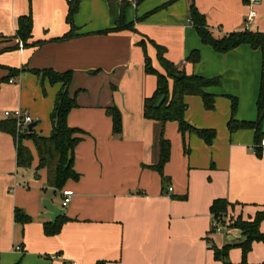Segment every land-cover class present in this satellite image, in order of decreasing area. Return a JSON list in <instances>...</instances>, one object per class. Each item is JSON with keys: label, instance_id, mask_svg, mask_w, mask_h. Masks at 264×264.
<instances>
[{"label": "crops", "instance_id": "crops-1", "mask_svg": "<svg viewBox=\"0 0 264 264\" xmlns=\"http://www.w3.org/2000/svg\"><path fill=\"white\" fill-rule=\"evenodd\" d=\"M128 1L125 20L133 30L104 32L114 26L121 0H80L76 35L56 41L69 30L67 0H32L31 45L23 47L14 34L17 18L29 11L28 2L0 0V120L10 119L5 110L22 108L36 123L32 130L40 124L38 134L48 136L51 123L46 118L60 84H50L32 69L71 70L68 90L76 106L67 123L84 133L74 148L73 168L79 177L66 181L63 189L73 190V196L62 207L61 190L47 185L44 168L36 169L33 142L23 140L32 161L20 167L16 139L0 130V264H262L264 243L254 241L242 263L241 249L236 244L231 248L243 240L240 231L211 232L209 211L217 198L228 201L234 215L244 220L264 211V147L255 146L253 129L227 128L229 95L237 99V120L257 118L260 49L241 44L219 53L203 44L188 21L191 0H175L151 13L170 0ZM193 2L214 37L244 29L264 32V0L252 6L255 15L247 23L249 7L242 0ZM155 44L187 74L220 79L205 89L215 95L213 109H205L200 96L184 98V119L215 131L210 144L186 134L188 154L175 121L162 124L143 114L144 100L156 86L155 75L144 70L145 55L163 72ZM192 50L199 51L196 63L186 60ZM112 106L121 114L117 133L105 112ZM161 137L170 141L165 181L153 167ZM45 199L62 209L54 221L67 218L55 235L43 231V223L51 222ZM15 208L30 221L15 222ZM260 231L264 233V219ZM225 245H230L229 263L213 255V246Z\"/></svg>", "mask_w": 264, "mask_h": 264}, {"label": "trees", "instance_id": "trees-1", "mask_svg": "<svg viewBox=\"0 0 264 264\" xmlns=\"http://www.w3.org/2000/svg\"><path fill=\"white\" fill-rule=\"evenodd\" d=\"M117 0H108L113 3ZM135 4H139L142 0H133ZM169 2L153 9L151 12L158 10ZM80 0H67L66 22L69 25V30L61 37L56 38V41L72 38L76 35L77 27L74 24V14L78 11ZM247 5L249 0H242ZM130 5V1L121 0L120 12L114 26L107 31H119L124 29L133 30L132 22L128 23L125 20L124 10ZM188 17L192 21L200 40L203 44H207L212 49L219 53L227 52L241 44H248L252 48H259L262 55L261 62V78L259 85V93L257 99V118L253 121H239L234 117L237 99L230 96L231 114L227 121V128L230 132H234L241 128H250L254 130L255 145L260 143L264 136L261 132V122L264 116V32L252 31L248 29L233 31L214 37L207 24L206 17L202 14L191 0L188 7ZM33 19L31 13L22 14L17 18L15 37L18 38L20 45L23 47L30 46L29 39L31 38ZM42 44V42H38ZM157 51V60L163 69V72L156 70L147 55L144 57V70L146 73L155 75L156 86L153 93L144 100L143 114L148 119H154L162 124L167 121H175L178 131L183 138V150L188 154L189 148L185 142L186 134L194 133L206 144H210L215 136L213 129L197 128L190 125L184 119V112L187 104L184 100L187 95L200 96L203 106L207 110L214 108L215 95L207 92L205 89L209 86L218 85L219 77L206 78L196 74H187L182 68L178 67L165 56L164 47L155 44ZM190 63H196L199 60V51L192 50L187 58ZM32 72L41 79H47L50 84H60V88L56 93L54 105L49 115L51 123V131L48 136L33 132L32 129H26L25 133H20L13 119L0 120V130L10 133L16 139V162L20 167H29L32 161V156L29 149L23 144L24 139H30L37 151L38 165L36 169L44 168L46 170L47 185L56 189H63L67 180L78 179V173L73 168L74 148L82 139L80 136L83 131L76 127H71L67 123V115L69 111L76 106V101L69 94V86L72 82V71H56L52 68L32 69ZM105 112L112 119V131L114 133L121 130V114L120 111L112 106L107 107ZM159 159L153 167L159 172L162 181H165L163 174V166L169 160L170 156V141L160 138L158 143ZM227 206H232L225 199H214L209 207V211L213 218H218L226 210ZM264 219V211H257L253 218L242 219L237 216L231 221L230 227L240 231L243 240L236 245L241 249V261L245 263L246 256L251 249L254 241L264 243V233L260 231V223ZM14 220L20 225L30 221V217L21 209L15 208ZM66 217H60L54 222L43 223V231L46 235H55L59 233ZM230 245H225L222 248L212 247L215 259L222 260L226 263ZM18 264V263H15ZM94 264H106L104 260H98ZM264 264V262L262 263Z\"/></svg>", "mask_w": 264, "mask_h": 264}, {"label": "built area", "instance_id": "built-area-1", "mask_svg": "<svg viewBox=\"0 0 264 264\" xmlns=\"http://www.w3.org/2000/svg\"><path fill=\"white\" fill-rule=\"evenodd\" d=\"M258 0H249L247 3L249 10L245 17L246 23L249 22L255 15V11L252 8L254 4L257 3ZM190 23H192L191 19H188ZM21 46V45H20ZM13 80L10 79L9 82ZM4 116L11 118L15 121V124L19 130L26 129L27 126L33 122V118L29 115V113L22 108H15L12 110H5ZM256 147L263 148L264 147V138L260 140V143L255 145ZM172 187H168V191H171ZM73 196V190L71 189H61V206L65 207L71 200ZM231 221L226 215H222V217L213 218L211 222V232H220L227 233L230 230ZM19 247H17L18 249Z\"/></svg>", "mask_w": 264, "mask_h": 264}, {"label": "water", "instance_id": "water-1", "mask_svg": "<svg viewBox=\"0 0 264 264\" xmlns=\"http://www.w3.org/2000/svg\"><path fill=\"white\" fill-rule=\"evenodd\" d=\"M36 125L35 122H32L28 125V129H32ZM43 206L46 209V215L50 218L51 222H53L61 213L62 209L58 207L57 205H54L51 203L50 200L45 199L43 201Z\"/></svg>", "mask_w": 264, "mask_h": 264}, {"label": "rangeland", "instance_id": "rangeland-1", "mask_svg": "<svg viewBox=\"0 0 264 264\" xmlns=\"http://www.w3.org/2000/svg\"><path fill=\"white\" fill-rule=\"evenodd\" d=\"M27 2H28V7H29V11H28V13H29V12L31 13V3H32V0H27ZM31 15H32V14H31ZM46 120H47V122H48V124H49V115L47 116ZM45 123H46V122H45ZM38 126H40V124H38V125L33 129V132H35V133L40 132ZM49 134H50V133H49ZM58 201H60V198H59ZM234 214H235L234 211L232 212V209H231L229 206H227V207H226V210L220 215V217H222V215H226V216L229 218V220L232 221L233 219H235V218L237 217V216H235ZM235 244H237V243H234V244L231 246V248H232V247H236Z\"/></svg>", "mask_w": 264, "mask_h": 264}]
</instances>
